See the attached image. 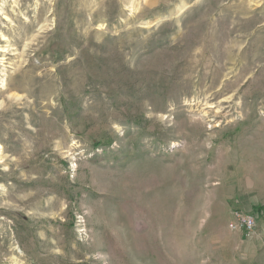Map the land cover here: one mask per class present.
Masks as SVG:
<instances>
[{"label":"rangeland","instance_id":"374dc122","mask_svg":"<svg viewBox=\"0 0 264 264\" xmlns=\"http://www.w3.org/2000/svg\"><path fill=\"white\" fill-rule=\"evenodd\" d=\"M0 145V264H264V0H0Z\"/></svg>","mask_w":264,"mask_h":264},{"label":"built area","instance_id":"2783aa9c","mask_svg":"<svg viewBox=\"0 0 264 264\" xmlns=\"http://www.w3.org/2000/svg\"><path fill=\"white\" fill-rule=\"evenodd\" d=\"M263 213L262 209H252L251 212L245 211L240 207L234 206L231 211V219L228 227L233 232H240L247 238H253L257 233L258 218Z\"/></svg>","mask_w":264,"mask_h":264},{"label":"bare ground","instance_id":"6f19581e","mask_svg":"<svg viewBox=\"0 0 264 264\" xmlns=\"http://www.w3.org/2000/svg\"><path fill=\"white\" fill-rule=\"evenodd\" d=\"M2 149V146L0 145V150Z\"/></svg>","mask_w":264,"mask_h":264}]
</instances>
